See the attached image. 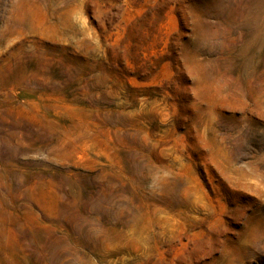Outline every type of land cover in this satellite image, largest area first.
<instances>
[{
    "label": "rangeland",
    "instance_id": "374dc122",
    "mask_svg": "<svg viewBox=\"0 0 264 264\" xmlns=\"http://www.w3.org/2000/svg\"><path fill=\"white\" fill-rule=\"evenodd\" d=\"M0 264H264V0H0Z\"/></svg>",
    "mask_w": 264,
    "mask_h": 264
}]
</instances>
